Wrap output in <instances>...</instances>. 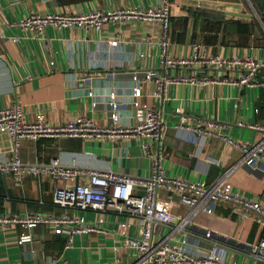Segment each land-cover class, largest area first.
<instances>
[{
    "label": "crops",
    "instance_id": "1",
    "mask_svg": "<svg viewBox=\"0 0 264 264\" xmlns=\"http://www.w3.org/2000/svg\"><path fill=\"white\" fill-rule=\"evenodd\" d=\"M159 0H0V107L18 100L26 116L33 119L39 110L56 122L84 114L101 124L111 122L117 109L119 123L137 121L130 92L141 79L142 106L162 111L167 124L162 141L151 142L154 154L162 159L170 174L214 181L230 168L227 182L232 189L264 196V160L241 159L239 147L220 135L195 139L190 133L179 134L176 123L197 124L216 120L222 131L239 139L254 141L264 131V83L241 84L223 81L239 78L244 68H207L184 65L166 70L171 74L209 77L206 82H169L164 94H155L156 82L147 71H165L160 62L156 39L159 23L133 20L107 22L101 28L47 26L43 34H27L15 23L31 10L81 11L123 6H149ZM214 6L241 13L196 7ZM172 29L170 50L177 56L190 55L194 42L206 44L211 52L225 55H252L264 61V0H171ZM245 12V13H243ZM14 35H20L15 40ZM118 38L119 44L109 42ZM84 71L90 77L82 79ZM264 81V64L255 74ZM116 92V107L108 98ZM97 101L95 104L94 102ZM142 139L136 136L24 137L19 155L24 163H49L58 157L81 171L76 181H87L85 171L116 170L132 176L146 177L151 172V157L143 152ZM13 153L9 134L0 131V164ZM74 181L56 178L49 172H27L22 183L13 172L0 167V213L65 211L84 215L98 225L91 232L76 233L67 246V236L48 224L28 228L32 239L20 244L21 224H0V264H96L116 259L128 260L131 251L126 237L139 232L136 216L114 207L106 210L79 209L54 202L57 185ZM159 195L171 200L173 216L188 214L189 206L176 192L160 188ZM170 230L160 226V232ZM211 234H207V231ZM262 234V225L252 216H242L225 201H209L183 228L171 235L180 241L187 235L195 250L217 249L230 264H264L251 254V243Z\"/></svg>",
    "mask_w": 264,
    "mask_h": 264
},
{
    "label": "built area",
    "instance_id": "2",
    "mask_svg": "<svg viewBox=\"0 0 264 264\" xmlns=\"http://www.w3.org/2000/svg\"><path fill=\"white\" fill-rule=\"evenodd\" d=\"M146 20L159 23L161 32L156 39L160 50V62L165 71L156 73L154 70L146 72V77L156 82L155 94L162 96L169 82H206L211 78L196 75L171 74L166 69L177 66L198 65L207 68H244L245 72L239 77H225L223 81L238 82L241 84L264 83L255 80L257 69L264 61L255 59L252 55L245 56L225 55L222 52H211L203 42H194V49L190 55L177 56L170 50V32L172 29L171 0H159L156 5L149 6H123L111 9H90L81 11H39L31 10L15 21L27 34H43L47 26L63 28L67 26H82L85 28H101L107 22L119 21L121 23L133 20ZM20 35H14L20 40ZM118 38H111L113 45L119 44ZM90 77L84 71L82 79ZM132 92V104L135 108L137 121L133 124L119 123L117 109L111 111V122L101 124L96 118L79 114L63 122L49 119L43 110H39L33 119L26 116L24 104L14 100L10 104L0 107V131L9 134L13 142L11 158L0 167L13 172L16 182L22 183L27 172H49L56 178L73 180V185H57L53 200L60 206L106 210L114 207L126 211L139 218L140 228L135 235L126 237V245L131 251L128 260L116 259L96 264H230L217 249L195 250L189 247L187 235L180 241L171 239L176 228H183L194 218L207 202L225 201L242 216H252L262 225L260 239L251 243L252 256L264 262V196L247 194L228 186L227 178L230 168L226 169L214 181L205 179H192L184 176L170 174L166 171L162 159L154 154L151 142L162 141L167 124L162 111L155 107L142 106L139 96L142 94L141 79L136 81ZM116 92H111L108 101L116 107L119 101ZM95 104L97 101L94 102ZM264 131V126H260ZM179 134L190 133L195 139L203 136L220 135L225 140L239 147L242 151L241 159L254 157L264 160V133L258 139L243 140L235 138L220 127L216 120H201L197 124H175ZM83 136V137H117L136 136L142 139L143 152L151 157V172L146 177L132 176L116 170H90L85 171L87 181H76L80 169L64 164L58 157L49 163H24L19 155V148L24 137L38 138L41 136ZM160 188L176 192L180 200L189 206L188 214L173 216L171 200L159 195ZM19 223L26 229L19 232L17 241L23 244L32 239L28 228L38 224H48L56 232L66 234L67 246L72 243L76 233L91 232L98 229V225L87 220L82 214L53 212H25L0 213V224ZM169 225L170 230L161 233L160 226ZM211 234V231H207ZM39 264H48L41 262Z\"/></svg>",
    "mask_w": 264,
    "mask_h": 264
},
{
    "label": "water",
    "instance_id": "3",
    "mask_svg": "<svg viewBox=\"0 0 264 264\" xmlns=\"http://www.w3.org/2000/svg\"><path fill=\"white\" fill-rule=\"evenodd\" d=\"M192 5H194L196 7H204V8L212 9V10H219V11L230 13V14L241 13V12H238V11H235V10H229V9L219 8V7H214V6H202V5H199V4H192ZM243 13H245V12H243Z\"/></svg>",
    "mask_w": 264,
    "mask_h": 264
}]
</instances>
